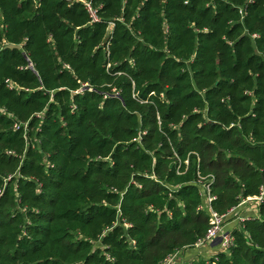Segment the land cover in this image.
<instances>
[{"label": "trees", "instance_id": "1", "mask_svg": "<svg viewBox=\"0 0 264 264\" xmlns=\"http://www.w3.org/2000/svg\"><path fill=\"white\" fill-rule=\"evenodd\" d=\"M262 186L264 0H0V264H163Z\"/></svg>", "mask_w": 264, "mask_h": 264}, {"label": "built area", "instance_id": "2", "mask_svg": "<svg viewBox=\"0 0 264 264\" xmlns=\"http://www.w3.org/2000/svg\"><path fill=\"white\" fill-rule=\"evenodd\" d=\"M86 8L92 15H94L89 5H86ZM212 200L213 197L211 196L209 189L204 187V191L201 194V202L198 207V210L204 212L207 215L210 228L207 234L205 235V237L198 240L193 248L202 250L204 248H209L213 245H216L218 250L217 253L227 254L228 250L232 246L233 239L231 237L230 231L226 230L225 227H227V225L230 224L233 225L235 229L241 230L243 228L244 221L249 219L259 218L256 216L243 217L236 210L239 207L245 205V203H249V204H253L252 207L254 208V212L258 214L259 206L264 201V186L260 188L259 196L246 198L242 200L237 207L232 208L227 214H223V215L217 214L211 208ZM249 209L251 208H248L247 210ZM175 258H176L175 254H173L170 257H168L163 264H173ZM204 261H206V264L210 263V259H204Z\"/></svg>", "mask_w": 264, "mask_h": 264}, {"label": "crops", "instance_id": "3", "mask_svg": "<svg viewBox=\"0 0 264 264\" xmlns=\"http://www.w3.org/2000/svg\"><path fill=\"white\" fill-rule=\"evenodd\" d=\"M252 205L253 204L245 203V205L239 207L236 211L239 212V214L243 217H259V213L256 214L254 212V208L252 207ZM248 208L251 209L247 210ZM233 227V225L228 224L225 229L230 231V229ZM217 251L218 250L216 245H213L209 248H204L202 250L192 248L186 251L177 252L175 253L176 258L173 264H190L200 259H211L217 253Z\"/></svg>", "mask_w": 264, "mask_h": 264}, {"label": "water", "instance_id": "4", "mask_svg": "<svg viewBox=\"0 0 264 264\" xmlns=\"http://www.w3.org/2000/svg\"><path fill=\"white\" fill-rule=\"evenodd\" d=\"M7 48H9V49H19V46L8 45Z\"/></svg>", "mask_w": 264, "mask_h": 264}]
</instances>
